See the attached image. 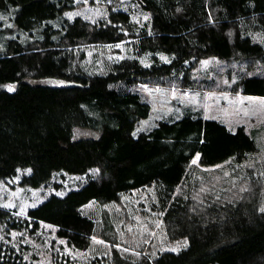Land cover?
Returning <instances> with one entry per match:
<instances>
[{
  "label": "trees",
  "instance_id": "obj_1",
  "mask_svg": "<svg viewBox=\"0 0 264 264\" xmlns=\"http://www.w3.org/2000/svg\"><path fill=\"white\" fill-rule=\"evenodd\" d=\"M78 1L93 3L0 0V180L56 191L63 174L89 176L62 195L50 192L21 219L0 206V264H264L257 129H229L176 102L151 117L143 93L191 87L195 66L215 59L256 66L227 72L229 90L264 98V0H101L105 16L93 22L65 15ZM211 88V80L203 85ZM226 161L229 176L203 170ZM133 193L142 198L120 209ZM90 201L95 210L86 215L80 208ZM121 230L143 249L120 246ZM11 233L38 237L48 257L24 259L36 249ZM96 234L106 247L80 260L70 254L87 251Z\"/></svg>",
  "mask_w": 264,
  "mask_h": 264
},
{
  "label": "rangeland",
  "instance_id": "obj_2",
  "mask_svg": "<svg viewBox=\"0 0 264 264\" xmlns=\"http://www.w3.org/2000/svg\"><path fill=\"white\" fill-rule=\"evenodd\" d=\"M101 0H93V3L90 1H78V5L75 8L67 11L65 13L66 16H81L86 21L93 22L95 19L104 17L106 12V6L110 4L113 6L114 0L102 5L100 3ZM128 4L134 5L131 1L127 0ZM102 2V1H101ZM133 21L139 24L145 20L144 15L132 16ZM115 47L119 48V55L124 56L127 55L126 47L123 44H117ZM87 60H90L91 50L88 49ZM114 57L117 56V53L111 54ZM96 63L99 64V58L96 59ZM246 63L244 62H234V61H226L220 62L213 59H205L202 60L198 65L195 66L194 76L195 82L191 87L182 86L177 87L174 85L164 86L162 88L157 86H143V93L145 97L148 98L151 105V117L159 116L158 113H161V117L165 116L168 112L174 109L173 104L182 103L184 105H191V107L198 108L200 113L204 117H209L216 119L217 121L224 124L227 128L232 129L234 126L242 125L249 131V128H256L259 134L261 135V145H264V98L256 97V96H245L241 95L238 91L233 88L229 90V88L233 87L234 77L230 76L226 77V73L228 72V76L230 72L234 70H241L247 74H252L258 71L256 66L249 65L247 68L245 67ZM238 67V68H236ZM212 81L213 88L210 90L203 89V85ZM228 87V89H227ZM157 118V117H156ZM149 122V119L143 120L139 125H146ZM260 142V141H259ZM264 153V151L262 152ZM258 157H260L258 155ZM262 157V156H261ZM229 161H226L222 164H219L215 167L209 169H203L207 171L212 176L215 175H224L229 176L230 173L227 170V164ZM261 164V161H260ZM239 173L244 174L243 169H238ZM242 176V175H240ZM89 176H77V175H66L63 174L62 177L57 178L56 183L59 185V189L54 191L49 189H34L29 187H23L17 185L16 179L13 180H0V206L4 209H8L9 211L14 212L15 219H21L22 216L25 215L27 209L33 208L38 205L44 198H46L50 192L56 193L58 195H62L67 190L75 188L79 186L85 180H88ZM142 198L141 193H133L130 196H124L121 198L120 205L118 208L122 209V204L125 202L136 203L139 199ZM96 204L93 201L86 203L81 206L80 210L84 214H88L90 212H94ZM117 208V207H115ZM142 213V211L140 210ZM148 212V211H146ZM120 213V210L118 211ZM143 215H140L137 212L132 213L134 219L140 218ZM142 222V220H141ZM124 229V227L120 228ZM4 228L0 226V240L3 245H6V240L4 238ZM123 236L118 238L120 246H128L129 249H137L139 252L144 247V243H141L139 238L133 234L130 230H121ZM18 235L13 233L10 234L11 241H15V239H22L24 242L28 243L30 246L34 247L36 250L33 252L29 249L28 253H24L23 258L29 260L33 253H35L40 260H44L48 257L47 250L42 244L36 243L39 242L38 237L29 236L19 238ZM47 240L50 238V234L46 236ZM164 238V237H163ZM157 238L153 236V242L156 241ZM91 245L89 249L85 252L82 251H74L70 253L72 256H75L76 259H84L87 253H89L92 247H106L107 243L101 238L99 234L92 236ZM180 241H174L170 243H166V249H175L176 245ZM48 243V242H47ZM62 244V243H59ZM59 252L63 254L69 253V248H59ZM107 251V249H105ZM88 255V254H87Z\"/></svg>",
  "mask_w": 264,
  "mask_h": 264
}]
</instances>
